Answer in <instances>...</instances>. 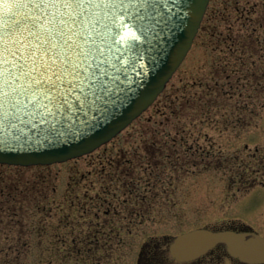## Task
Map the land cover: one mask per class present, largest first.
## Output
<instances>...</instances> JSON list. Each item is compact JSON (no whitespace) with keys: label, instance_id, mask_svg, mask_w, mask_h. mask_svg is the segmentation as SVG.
Listing matches in <instances>:
<instances>
[{"label":"rangeland","instance_id":"rangeland-1","mask_svg":"<svg viewBox=\"0 0 264 264\" xmlns=\"http://www.w3.org/2000/svg\"><path fill=\"white\" fill-rule=\"evenodd\" d=\"M17 176L30 193L0 195V264H136L196 229L264 237V0H210L139 118L80 158L0 166L3 190Z\"/></svg>","mask_w":264,"mask_h":264},{"label":"water","instance_id":"water-1","mask_svg":"<svg viewBox=\"0 0 264 264\" xmlns=\"http://www.w3.org/2000/svg\"><path fill=\"white\" fill-rule=\"evenodd\" d=\"M98 2L91 23L98 22L86 29L91 38L81 45L83 53L78 48L67 53L72 59L64 83H38L39 74L25 76L19 69L15 78L11 71L0 76V165L63 163L120 134L155 102L182 64L210 0ZM30 7L27 0H0V35L7 39L25 24L35 31L27 19ZM65 55L61 49L55 57L61 67ZM218 244L244 263H264V238L248 231L193 230L175 237L169 251L186 262Z\"/></svg>","mask_w":264,"mask_h":264},{"label":"snow or ice","instance_id":"snow-or-ice-1","mask_svg":"<svg viewBox=\"0 0 264 264\" xmlns=\"http://www.w3.org/2000/svg\"><path fill=\"white\" fill-rule=\"evenodd\" d=\"M27 3L31 5V14L27 19L35 24L36 30L30 31L29 25L25 24L19 32L11 37L7 36V39L0 35V76L4 75L5 71L8 74L11 71L12 77L15 78L16 70L19 69V74L25 76L39 74L38 83L41 81L57 85L64 83L72 59L67 53H77V48L80 50L78 55L83 53L81 45L87 44L91 38L86 29L90 26L95 28L98 22L97 20L92 24L91 20L95 14L94 10L99 7V2L98 0H27ZM86 13L90 14V18L85 15ZM29 36L35 39L25 43ZM81 36L84 37L83 43L78 40ZM56 37H60L63 43H60ZM13 45H18V48L14 50ZM61 49L65 51L67 57V60L61 62L62 67L55 58ZM65 65H68V69ZM54 76L55 80H53Z\"/></svg>","mask_w":264,"mask_h":264},{"label":"flooded vegetation","instance_id":"flooded-vegetation-1","mask_svg":"<svg viewBox=\"0 0 264 264\" xmlns=\"http://www.w3.org/2000/svg\"><path fill=\"white\" fill-rule=\"evenodd\" d=\"M146 245H148V242ZM169 245L167 240L163 250H159V247L156 250H146L144 246V249L139 251L137 255L136 264H222L224 261H227V264H248L231 257L222 244L216 245L193 260L180 262L170 256Z\"/></svg>","mask_w":264,"mask_h":264},{"label":"trees","instance_id":"trees-1","mask_svg":"<svg viewBox=\"0 0 264 264\" xmlns=\"http://www.w3.org/2000/svg\"><path fill=\"white\" fill-rule=\"evenodd\" d=\"M244 86L245 85H242V89H244ZM229 91H223V96H232V94L233 93H231V91L232 90H235L234 88H233V86H230L229 87ZM240 90V92H241V89H239ZM210 91V93H213L212 92V90L210 89L209 90ZM200 101H202V99H200ZM211 102V101H210ZM214 103H216V102H214ZM246 108V106L244 107V109ZM240 120H238L237 121V123L239 122ZM0 166H2V165H0ZM2 167H10V168H16V169H26V168H21V167H11V166H2ZM38 167H40V166H38ZM18 176H19V174H18ZM15 177V178H12L11 180H9L8 182L10 183V184H8L7 183V185H6V189L5 190H3L4 188L3 187H1L0 186V195H2V196H7L10 200L12 199V200H14V201H17L18 199L15 197V195H14V193L15 192H18V193H20L21 195H28L30 192H27L26 191V189H21V187H20V185H19V182H20V180L19 179H21V177ZM9 185V186H8ZM27 189H29L30 190V188H27ZM6 191V192H5ZM31 191V190H30ZM21 199V198H20ZM21 245V244H20ZM22 247H23V244L21 245ZM4 252V249H0V253H3ZM16 253L17 254H20L21 252H19L18 250L16 251ZM8 252H5V254L3 253V255L6 257V258H8ZM19 256V255H18Z\"/></svg>","mask_w":264,"mask_h":264}]
</instances>
